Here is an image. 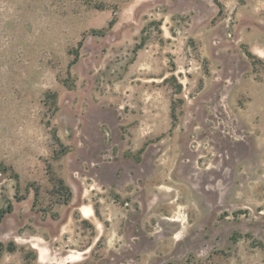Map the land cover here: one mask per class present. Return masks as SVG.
<instances>
[{"label": "rangeland", "instance_id": "obj_1", "mask_svg": "<svg viewBox=\"0 0 264 264\" xmlns=\"http://www.w3.org/2000/svg\"><path fill=\"white\" fill-rule=\"evenodd\" d=\"M0 264H264V0H0Z\"/></svg>", "mask_w": 264, "mask_h": 264}]
</instances>
